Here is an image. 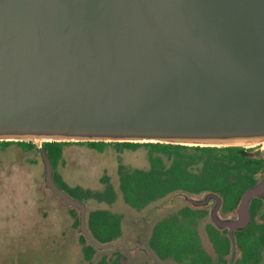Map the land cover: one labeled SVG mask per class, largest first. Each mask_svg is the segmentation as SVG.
Returning <instances> with one entry per match:
<instances>
[{
    "label": "water",
    "instance_id": "95a60500",
    "mask_svg": "<svg viewBox=\"0 0 264 264\" xmlns=\"http://www.w3.org/2000/svg\"><path fill=\"white\" fill-rule=\"evenodd\" d=\"M3 140L35 144L45 187L101 247L43 143L262 144L264 157V0H0ZM263 190L264 176L216 222L245 226Z\"/></svg>",
    "mask_w": 264,
    "mask_h": 264
},
{
    "label": "flooded vegetation",
    "instance_id": "af4514ba",
    "mask_svg": "<svg viewBox=\"0 0 264 264\" xmlns=\"http://www.w3.org/2000/svg\"><path fill=\"white\" fill-rule=\"evenodd\" d=\"M5 142L8 141H0V147L16 141ZM89 142L69 143L87 146ZM109 144L126 147L142 144L165 151L170 162L166 165L161 157L148 156L149 167L136 168L148 180L142 192L132 189L125 192L122 188L121 177L128 171L118 177L117 183H104V188L96 191L68 189L55 181L71 197L76 198L72 192L79 193L81 198L76 199L85 203L87 229L101 247L89 242L79 230V209L62 201L43 182L44 193L51 202L58 198L64 205L60 209L66 212L71 231L66 232V227L63 234L70 238L78 231L81 235L85 244L84 261L89 264H264V190L249 199L245 226L231 231L216 222L235 217L245 191L264 176V157L258 151L262 144L207 146L208 150L200 153L178 151L180 148L175 145L180 144L172 143L104 142V146ZM55 173L54 168V180ZM206 194L210 195L206 202H193ZM88 199L100 206L90 209Z\"/></svg>",
    "mask_w": 264,
    "mask_h": 264
},
{
    "label": "rangeland",
    "instance_id": "374dc122",
    "mask_svg": "<svg viewBox=\"0 0 264 264\" xmlns=\"http://www.w3.org/2000/svg\"><path fill=\"white\" fill-rule=\"evenodd\" d=\"M86 145L62 146L55 171L68 189L102 190L104 183H117L127 171L147 169L148 156L161 157L166 165L170 162L165 151L142 144ZM177 150L204 152L189 147ZM43 182V163L34 147L17 143L0 147V264H89L83 259L85 244L78 231L70 238L63 234L66 227V232L71 231L66 212L60 209L64 205L58 198L51 202ZM72 196L81 198L77 191ZM89 201L92 210L100 206Z\"/></svg>",
    "mask_w": 264,
    "mask_h": 264
},
{
    "label": "trees",
    "instance_id": "16d2710c",
    "mask_svg": "<svg viewBox=\"0 0 264 264\" xmlns=\"http://www.w3.org/2000/svg\"><path fill=\"white\" fill-rule=\"evenodd\" d=\"M5 143L9 144L11 142L8 141ZM13 143L20 144L24 148L34 147L38 151V148L32 142L16 141ZM67 143H69V142L52 141V142H44L43 143V146L46 148L48 155L52 161L53 169L56 168L58 158L62 157V146L64 144H67ZM91 143H95V142H91ZM100 143L104 144V142H100ZM156 145L161 146V147H163V146H166V147L167 146H174L171 144H156ZM175 146L177 148H180V149L189 147V148H193V149L204 151V152L208 150V147H203V146H186V145H175ZM198 159H199V157H198ZM56 177H57V180H56ZM55 180L57 181L58 184H60V185L63 184L60 180L59 174L57 175V173H55ZM150 182H152V181H150ZM154 182L158 183V181H154ZM121 183H122V188L125 190V192H127V191L130 192L131 189L134 192H142L144 190V188L146 187V183H148V180H147V178L144 175L142 170L136 169L130 173H126L125 175H123L121 177Z\"/></svg>",
    "mask_w": 264,
    "mask_h": 264
}]
</instances>
